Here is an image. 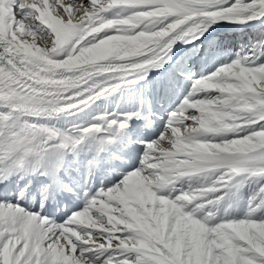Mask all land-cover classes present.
I'll list each match as a JSON object with an SVG mask.
<instances>
[{"label": "snow or ice", "instance_id": "obj_1", "mask_svg": "<svg viewBox=\"0 0 264 264\" xmlns=\"http://www.w3.org/2000/svg\"><path fill=\"white\" fill-rule=\"evenodd\" d=\"M0 264H264V0H0Z\"/></svg>", "mask_w": 264, "mask_h": 264}, {"label": "rangeland", "instance_id": "obj_2", "mask_svg": "<svg viewBox=\"0 0 264 264\" xmlns=\"http://www.w3.org/2000/svg\"><path fill=\"white\" fill-rule=\"evenodd\" d=\"M252 23L254 25H258L260 22L254 21ZM226 30H227L226 35L229 38L242 39L245 43L253 42L255 39L259 38V33L257 32V30L249 26L230 25ZM239 50H240L239 45H237L234 51H239ZM186 94H187V90H185L183 95ZM183 95H181L180 98L176 100V104L180 103V101L183 99Z\"/></svg>", "mask_w": 264, "mask_h": 264}, {"label": "bare ground", "instance_id": "obj_3", "mask_svg": "<svg viewBox=\"0 0 264 264\" xmlns=\"http://www.w3.org/2000/svg\"><path fill=\"white\" fill-rule=\"evenodd\" d=\"M228 26H230V25H227V26H226V29L228 28ZM222 31H227V30H223V29H222ZM166 67H167V66H166ZM160 71L163 72L164 70L161 69Z\"/></svg>", "mask_w": 264, "mask_h": 264}, {"label": "trees", "instance_id": "obj_4", "mask_svg": "<svg viewBox=\"0 0 264 264\" xmlns=\"http://www.w3.org/2000/svg\"><path fill=\"white\" fill-rule=\"evenodd\" d=\"M255 34V33H254Z\"/></svg>", "mask_w": 264, "mask_h": 264}]
</instances>
